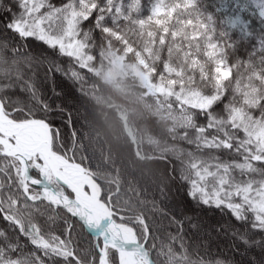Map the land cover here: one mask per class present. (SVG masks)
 <instances>
[{"label": "snow or ice", "instance_id": "6c2138e0", "mask_svg": "<svg viewBox=\"0 0 264 264\" xmlns=\"http://www.w3.org/2000/svg\"><path fill=\"white\" fill-rule=\"evenodd\" d=\"M113 45L137 55L172 125L183 211L162 206L164 184L159 202L118 205L77 162L76 129L62 136L54 77L79 86ZM212 234L264 264V0H0V264H236Z\"/></svg>", "mask_w": 264, "mask_h": 264}, {"label": "trees", "instance_id": "16d2710c", "mask_svg": "<svg viewBox=\"0 0 264 264\" xmlns=\"http://www.w3.org/2000/svg\"><path fill=\"white\" fill-rule=\"evenodd\" d=\"M214 2L205 0L209 11L213 10ZM238 54L243 56L244 50ZM105 56L109 59L122 56L128 66L139 63L133 51L125 53L113 45L103 50L93 66H97ZM59 62L66 65L67 58L62 57ZM38 79L42 89L47 90L43 70L39 72ZM54 79L62 85L65 96L61 103L72 117L70 125L66 119L56 118L62 136L69 142L71 129H76L77 162L91 170L104 191H111L118 205L123 206L127 202L137 208L141 199L156 198L157 202L160 201L158 190L160 185H165L160 178L165 177L171 192L162 206L183 211L186 200L184 188L180 186L177 191L178 187L171 185L169 175L170 165L175 164L172 125L159 100L149 92L139 76L129 68L126 76L117 77L113 83L94 70L83 73L79 86L61 75ZM196 216L204 223L221 219L220 214L212 210H198ZM185 229L195 242H200L187 225ZM82 235L91 240L90 236ZM230 243L223 235L212 234L208 240L213 255L232 256L236 264H247L251 257L259 259V249L247 254L244 249L234 253Z\"/></svg>", "mask_w": 264, "mask_h": 264}, {"label": "rangeland", "instance_id": "374dc122", "mask_svg": "<svg viewBox=\"0 0 264 264\" xmlns=\"http://www.w3.org/2000/svg\"><path fill=\"white\" fill-rule=\"evenodd\" d=\"M124 66H126V64L123 61L122 57L109 59L108 56H105L98 62L97 66H92V70L101 75L106 81L113 83L115 82L114 79L116 77H123L129 73V69H124ZM130 68L134 73L138 74L144 85L148 87L147 76L142 70L141 63H135L131 65ZM149 92H151L150 89ZM160 181L164 182L165 185H168V181L165 177L162 179L160 178ZM177 191H179V188L177 189Z\"/></svg>", "mask_w": 264, "mask_h": 264}]
</instances>
